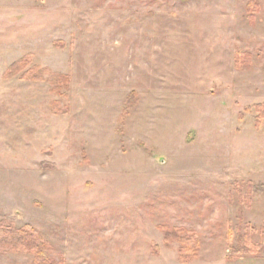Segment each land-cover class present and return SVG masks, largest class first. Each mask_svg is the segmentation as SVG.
Returning a JSON list of instances; mask_svg holds the SVG:
<instances>
[{"label": "rangeland", "instance_id": "obj_1", "mask_svg": "<svg viewBox=\"0 0 264 264\" xmlns=\"http://www.w3.org/2000/svg\"><path fill=\"white\" fill-rule=\"evenodd\" d=\"M260 103L264 0H0V221L60 264L262 261Z\"/></svg>", "mask_w": 264, "mask_h": 264}, {"label": "trees", "instance_id": "obj_2", "mask_svg": "<svg viewBox=\"0 0 264 264\" xmlns=\"http://www.w3.org/2000/svg\"><path fill=\"white\" fill-rule=\"evenodd\" d=\"M31 55H26L24 58L14 62L12 65L8 67L5 71L4 75L6 77H11L19 71L23 70L29 63ZM38 69V68H37ZM40 73L49 72V69H38ZM31 71V70H30ZM27 71L24 74V77H31V72ZM55 76L57 74H54ZM62 77H68L67 75ZM37 78V77H36ZM135 92H132L128 97H130ZM128 105H130V101H127ZM129 106L127 108L130 109ZM256 110L258 112L259 118H264V103H260L256 105ZM243 115V113H241ZM259 119L258 124L261 122ZM250 188L256 189L259 192H264V183H254L249 182ZM249 193L247 195V198ZM162 228H164L162 226ZM174 230H180L188 232V236L182 238L180 240L181 247L179 249V258L182 262H188L191 260H195L199 255L200 250V241L195 235V231L186 230L180 227H175ZM173 228H165V241L166 243H170V234L174 231ZM189 234L191 237H189ZM253 246V248H251ZM49 248L48 242L44 239L43 235L31 224H26L23 227H16L14 224L6 219L0 221V251L11 250V251H19L26 252L35 255L33 264H60L55 262L52 258L47 254V249ZM260 248V245H250L248 250H244L246 253H257Z\"/></svg>", "mask_w": 264, "mask_h": 264}, {"label": "crops", "instance_id": "obj_3", "mask_svg": "<svg viewBox=\"0 0 264 264\" xmlns=\"http://www.w3.org/2000/svg\"><path fill=\"white\" fill-rule=\"evenodd\" d=\"M242 264H264V260H259V261H255V262H248V263H242Z\"/></svg>", "mask_w": 264, "mask_h": 264}]
</instances>
